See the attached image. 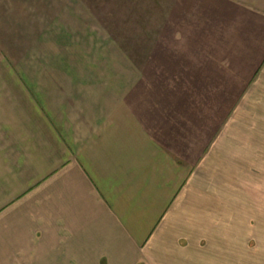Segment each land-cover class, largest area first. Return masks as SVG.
<instances>
[{
  "label": "crops",
  "instance_id": "crops-1",
  "mask_svg": "<svg viewBox=\"0 0 264 264\" xmlns=\"http://www.w3.org/2000/svg\"><path fill=\"white\" fill-rule=\"evenodd\" d=\"M168 16L148 57L170 81L0 83V264H264V3Z\"/></svg>",
  "mask_w": 264,
  "mask_h": 264
},
{
  "label": "rangeland",
  "instance_id": "rangeland-1",
  "mask_svg": "<svg viewBox=\"0 0 264 264\" xmlns=\"http://www.w3.org/2000/svg\"><path fill=\"white\" fill-rule=\"evenodd\" d=\"M178 2L0 0V83L27 82L31 77L20 73L69 66L113 67V73L149 68L170 81L172 72L163 67L171 68L173 60L148 56Z\"/></svg>",
  "mask_w": 264,
  "mask_h": 264
}]
</instances>
